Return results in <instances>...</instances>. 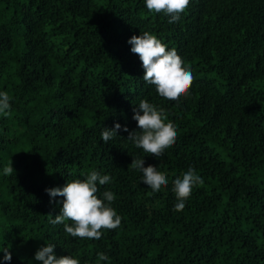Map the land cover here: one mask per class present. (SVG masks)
<instances>
[{
  "label": "trees",
  "instance_id": "trees-1",
  "mask_svg": "<svg viewBox=\"0 0 264 264\" xmlns=\"http://www.w3.org/2000/svg\"><path fill=\"white\" fill-rule=\"evenodd\" d=\"M169 19L145 0H0V92L12 97L0 116V250L12 259L0 251V264H41L47 244L81 264L99 253L109 257L99 264H264V0H190ZM143 32L175 48L195 77L178 103L143 81L128 43ZM143 99L178 131L160 157L122 130L101 138L116 123L139 131ZM137 158L168 185L143 184L130 167ZM190 167L204 183L177 212L173 182ZM93 169L110 175L97 195L114 193L122 223L99 240L73 238L51 223L64 198L46 189Z\"/></svg>",
  "mask_w": 264,
  "mask_h": 264
},
{
  "label": "clouds",
  "instance_id": "clouds-1",
  "mask_svg": "<svg viewBox=\"0 0 264 264\" xmlns=\"http://www.w3.org/2000/svg\"><path fill=\"white\" fill-rule=\"evenodd\" d=\"M145 4L149 12L163 13L170 17L168 23L173 24L180 20L181 14L189 7L190 0H145ZM128 43L132 45L131 52L138 55L142 62L143 81L155 86V91L161 98L178 103L182 97L189 94L195 77L191 69L185 66V62L175 48L169 50L167 44L149 32L132 36ZM11 99L7 92H0V116L11 115ZM134 112L133 119L137 122L139 131H129L127 127L121 129V125L116 123L113 129H103L102 141L107 144L117 136L118 131L122 130L129 133L126 140L131 141L136 148L143 149L151 156H162L165 150L176 142L178 135L176 126L168 120L164 108H158L147 99L141 100ZM144 164V158H137L133 159L130 167L143 173V184L153 192H160L169 183L166 173L158 171L157 167L152 165L145 167ZM13 172L12 162L3 169L6 176H10ZM110 182V175H102L101 172L93 169L83 180H72L63 188L46 189L50 197L64 198L59 215L55 216L51 223L63 224L66 234L73 238L89 240L101 239L103 230L119 228L122 217L112 207L116 196L112 191H105L102 199L97 195L99 186ZM203 183V178L191 167L182 174L181 178H176L172 187L177 201L174 210L183 211L193 189ZM67 221L71 223H66ZM55 247L53 244H47L36 252L34 259L41 264H81L78 258L71 255L58 258L55 255ZM0 251L4 252L5 261L12 259L8 249L4 248ZM108 259L106 254L99 253L97 264Z\"/></svg>",
  "mask_w": 264,
  "mask_h": 264
}]
</instances>
